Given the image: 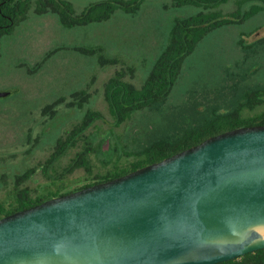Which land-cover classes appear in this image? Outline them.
Returning a JSON list of instances; mask_svg holds the SVG:
<instances>
[{"label": "rangeland", "instance_id": "1", "mask_svg": "<svg viewBox=\"0 0 264 264\" xmlns=\"http://www.w3.org/2000/svg\"><path fill=\"white\" fill-rule=\"evenodd\" d=\"M66 1L74 14H80L101 0ZM200 9L178 6L171 0H143L136 10L116 9L105 20L68 27L57 13L35 14L31 8L0 39V92L11 90L0 96V202L6 207L14 203L15 176L44 163L55 140L86 110L99 111L102 116L86 130L78 146L47 168H37L18 187H28L34 196L57 187L62 191L79 187L94 178L83 168L63 174L76 150L91 148L92 174L127 166L154 132L170 135L175 124L190 126L195 112L208 116L227 111L237 84L264 88V41L257 42L264 37V0H226L216 7L222 16L251 10L250 16L207 32L184 60L167 99L114 126L104 99V83L124 69L125 80L140 87L168 44L174 21ZM81 89L90 93L81 109L61 103L54 117L42 114L44 105L59 97L68 100ZM259 109H244L243 114Z\"/></svg>", "mask_w": 264, "mask_h": 264}, {"label": "water", "instance_id": "2", "mask_svg": "<svg viewBox=\"0 0 264 264\" xmlns=\"http://www.w3.org/2000/svg\"><path fill=\"white\" fill-rule=\"evenodd\" d=\"M259 223L264 124L1 217L0 264H214L264 248Z\"/></svg>", "mask_w": 264, "mask_h": 264}, {"label": "trees", "instance_id": "3", "mask_svg": "<svg viewBox=\"0 0 264 264\" xmlns=\"http://www.w3.org/2000/svg\"><path fill=\"white\" fill-rule=\"evenodd\" d=\"M171 1L178 6L193 5L201 9L191 16L174 21L168 44L156 58L140 87L125 80L124 69L115 71L104 83V99L114 126H119L134 112L148 105L158 106L167 99L180 75L184 60L194 51L197 43L207 32L237 19L244 20L251 14V10H249L241 15L230 13L222 16L216 7L226 0ZM142 2L143 0H101L87 6L80 14H74L66 0H0V39L9 34L19 21L24 20L31 8L35 14L57 13L62 24L71 27L105 20L116 9L127 12L136 10ZM263 41L264 38L257 40L260 43ZM129 70L132 71V69ZM236 89L235 94L231 95L233 104L227 111L214 112L208 116L206 114L198 115V112H195L193 113V124L190 126L181 127L175 124L174 131L170 135L154 132L148 138L147 144L136 154V158L127 166H113L104 173L92 174L93 166L89 158L91 148L85 146L76 150L74 156L63 168V174H70L76 169L83 168L88 175L94 178L93 181L67 191H62L60 187H57L55 191L35 196L32 195L28 187H18V183L27 180L37 168H47L48 165L65 155L69 149L78 146L79 141L84 138L86 130L102 116L99 111L86 110L79 121L64 136L55 140L53 151L44 163L29 167L15 176L17 185L14 203L10 207H6L3 202H0V218L54 196L118 177L198 144L218 133L243 126L264 124V88L258 85L237 84ZM89 94L85 89L75 91L68 100L65 97H59L52 103L44 105L41 112L45 116L54 117L57 112L56 107L61 103L68 107L81 109L88 102ZM255 108L260 109L251 115L243 114L244 109L254 111ZM61 177L63 178V175ZM214 264H264V248Z\"/></svg>", "mask_w": 264, "mask_h": 264}, {"label": "bare ground", "instance_id": "4", "mask_svg": "<svg viewBox=\"0 0 264 264\" xmlns=\"http://www.w3.org/2000/svg\"><path fill=\"white\" fill-rule=\"evenodd\" d=\"M251 230L256 231L262 239H264V223L255 224Z\"/></svg>", "mask_w": 264, "mask_h": 264}, {"label": "flooded vegetation", "instance_id": "5", "mask_svg": "<svg viewBox=\"0 0 264 264\" xmlns=\"http://www.w3.org/2000/svg\"><path fill=\"white\" fill-rule=\"evenodd\" d=\"M263 38H264V37H263ZM263 38H262V39H263Z\"/></svg>", "mask_w": 264, "mask_h": 264}]
</instances>
